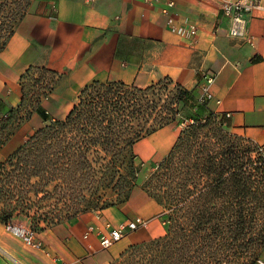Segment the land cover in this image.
<instances>
[{"label":"trees","instance_id":"trees-1","mask_svg":"<svg viewBox=\"0 0 264 264\" xmlns=\"http://www.w3.org/2000/svg\"><path fill=\"white\" fill-rule=\"evenodd\" d=\"M33 1L0 0V53ZM62 79L31 67L21 79L20 107L0 119V148L35 113L46 123L0 164V222L30 216L32 194L50 203L33 218L47 228L125 204L140 187L163 208L166 231L109 264H258L264 250L261 146L231 133L229 120L172 80L145 89L94 82L79 92L65 119H51L41 105ZM183 107L194 111L191 118L182 117ZM172 125L184 128L143 176L136 145ZM108 191L115 200L106 198Z\"/></svg>","mask_w":264,"mask_h":264},{"label":"crops","instance_id":"crops-1","mask_svg":"<svg viewBox=\"0 0 264 264\" xmlns=\"http://www.w3.org/2000/svg\"><path fill=\"white\" fill-rule=\"evenodd\" d=\"M176 3L170 13L173 29L163 13V0H34L0 53V119L20 107L21 79L31 67L63 76L41 105L54 120L65 119L79 92L94 82H123L145 89L172 80L192 91L221 67L222 84L211 89L221 104L214 100L209 110L230 121L231 133L264 146V18L246 17L252 46L245 38L231 37V21L221 14L218 1ZM189 27L197 29L196 36L183 33ZM45 124L35 113L0 148V164ZM172 129L144 139L135 151L149 142L146 153L163 160L179 136H173ZM137 216L149 220L150 227L109 250H102L96 236L84 239L90 226L108 222L118 226ZM160 216L161 207L137 187L127 203L99 215L89 212L47 228L40 225L45 228L36 236L41 249L27 246L0 222V264H109L130 246L163 236Z\"/></svg>","mask_w":264,"mask_h":264},{"label":"built area","instance_id":"built-area-1","mask_svg":"<svg viewBox=\"0 0 264 264\" xmlns=\"http://www.w3.org/2000/svg\"><path fill=\"white\" fill-rule=\"evenodd\" d=\"M166 7L163 9V13L166 14L168 19V25L175 29L174 19L170 13L175 9L177 3L176 0H163ZM220 3L221 14L230 19V35L232 38L241 39L245 38L246 42L254 46V38L247 36V16L252 18H264V0H216ZM183 33L190 34L192 36L197 35V29L195 27L183 28ZM222 68L219 67L215 73L210 76H206V82L203 85H198L192 90V95L196 101L200 103H210L215 100V96L212 92V87L221 85L223 81ZM217 105L221 104L220 100H215ZM230 117V114H227ZM260 151L264 152V146L260 147ZM101 213V211H93ZM7 230L14 234L16 237L21 238L24 243L32 248L41 249L42 244L37 242V232L32 227H20L14 224H7ZM150 227V221L140 216L130 219L118 226H114L111 223H105L101 227L90 226L84 234V239L87 240L92 236H96L100 241L102 250H109L117 243L121 242L127 236L140 230H147ZM258 264H264V260L259 259Z\"/></svg>","mask_w":264,"mask_h":264},{"label":"rangeland","instance_id":"rangeland-1","mask_svg":"<svg viewBox=\"0 0 264 264\" xmlns=\"http://www.w3.org/2000/svg\"><path fill=\"white\" fill-rule=\"evenodd\" d=\"M193 113H194V111L191 110L190 108H188V107L184 108L183 107L182 117L185 118V119H189V118H191ZM50 117L54 119L55 116L54 115H50ZM172 128H173L172 129V135L173 136H175V135L177 136L178 134L180 135V133L183 130L184 126L179 127V126H176V125H172ZM149 145H150L149 142L144 143L143 145H141L139 147V149H137V151H135V153H136V155L138 157L139 163L144 164L143 165V170H144L143 171V176H145V174H149V173L153 172L152 165L153 164H159L161 162V160H162V157L153 156L150 151H149V154L152 155V157L149 156L148 153H146L147 150L150 149ZM139 152H141V153H139ZM139 154H141V155H139ZM42 197H43V195H41V197H39V198H42ZM39 198L34 197L33 194L30 195V199H31L32 203H34V205H35L33 211L30 213V216L22 217V218L17 219L15 222H13L14 225L20 226V227H35L36 225L40 226V225H43V224L46 225L45 222H34L33 221L34 216H37L38 214H41V213H45L49 209L46 206H49L50 203H46V202L42 203V202H40ZM106 198L107 199L109 198L110 200H115L114 199L115 198L114 197V193L112 191H108V193L106 195ZM40 205H44L45 209L42 210V211L39 210V208H37V207L40 206ZM118 206H120V205H118ZM52 207L55 209L57 207V205L54 203ZM115 207H117V206H115ZM111 208H113V207L106 208L104 211L109 210ZM161 212H163V208H161ZM158 219H159L158 220L159 224L163 228V233H165V231H166V218H163L162 215H161ZM65 222H68V221H64L62 223H65ZM151 224H152V228H155V223L153 222ZM260 259L264 260V250L262 251Z\"/></svg>","mask_w":264,"mask_h":264}]
</instances>
